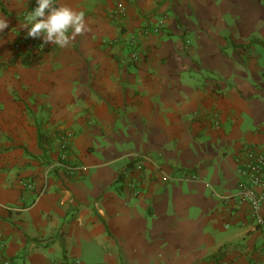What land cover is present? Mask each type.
Returning a JSON list of instances; mask_svg holds the SVG:
<instances>
[{
    "label": "crops",
    "instance_id": "obj_1",
    "mask_svg": "<svg viewBox=\"0 0 264 264\" xmlns=\"http://www.w3.org/2000/svg\"><path fill=\"white\" fill-rule=\"evenodd\" d=\"M58 2L89 30L39 52L13 49L35 0H0V264H264L237 195L264 149V0Z\"/></svg>",
    "mask_w": 264,
    "mask_h": 264
},
{
    "label": "built area",
    "instance_id": "obj_2",
    "mask_svg": "<svg viewBox=\"0 0 264 264\" xmlns=\"http://www.w3.org/2000/svg\"><path fill=\"white\" fill-rule=\"evenodd\" d=\"M115 3L114 10L111 13L112 17L122 18L124 11L122 7L118 4V0H111ZM26 18V17H25ZM159 28L144 27L141 34L148 36L150 34H157ZM22 43L28 47L41 52L43 50V45L40 39H33L27 36V30H23L20 34L18 40L13 44V49L19 51L22 49ZM129 45L132 48L131 55L128 59L129 62H137L139 60V53L135 49V38L131 39ZM61 151H65L69 147V141L66 138L60 142L59 145ZM65 160V156L62 157ZM145 159V158H144ZM237 176L239 178V191L237 193L239 199L248 202L252 209L254 219L257 221L258 225L264 224V219L259 216V206L264 199V149L260 152H255L248 150L246 152V160L244 163L239 165L237 168ZM26 189L31 190L33 185L30 183L25 184ZM44 193L42 190L41 194ZM213 196L216 195L213 193ZM2 264H10L9 261L5 260ZM74 264H79L77 261Z\"/></svg>",
    "mask_w": 264,
    "mask_h": 264
},
{
    "label": "clouds",
    "instance_id": "obj_3",
    "mask_svg": "<svg viewBox=\"0 0 264 264\" xmlns=\"http://www.w3.org/2000/svg\"><path fill=\"white\" fill-rule=\"evenodd\" d=\"M8 28V19L0 18V33ZM22 29L27 30L29 38L42 39L45 45L59 48L70 46L77 36L89 30L83 11L61 5L58 0H35Z\"/></svg>",
    "mask_w": 264,
    "mask_h": 264
},
{
    "label": "rangeland",
    "instance_id": "obj_4",
    "mask_svg": "<svg viewBox=\"0 0 264 264\" xmlns=\"http://www.w3.org/2000/svg\"><path fill=\"white\" fill-rule=\"evenodd\" d=\"M151 27V26H150ZM152 28H158V27H152ZM160 29V28H159ZM162 32V30L160 29L159 32L157 34H160Z\"/></svg>",
    "mask_w": 264,
    "mask_h": 264
}]
</instances>
